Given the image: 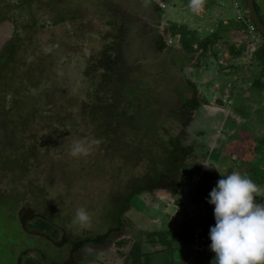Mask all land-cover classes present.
Wrapping results in <instances>:
<instances>
[{
    "label": "rangeland",
    "instance_id": "obj_1",
    "mask_svg": "<svg viewBox=\"0 0 264 264\" xmlns=\"http://www.w3.org/2000/svg\"><path fill=\"white\" fill-rule=\"evenodd\" d=\"M15 1L0 0V54L12 38L14 25L24 18L25 11L19 10L13 3ZM209 1L213 3L210 4ZM237 1L240 4V12L245 3L242 0ZM253 3L257 16L264 23V0H253ZM189 4L187 0H34L36 17L41 21L45 20L48 25L35 34L30 43L25 68L19 71V74L26 78L28 84H33L32 90L23 95L22 103L26 109L35 106L42 112L36 115V120L39 125L50 130L48 144H69L70 147L75 142L68 138L67 133L63 134V130L58 129L55 124H69L77 120L78 102L86 97L90 86L98 84V72H93L91 64L101 54V46L105 45L104 41L111 32L106 22L116 19L117 27L124 31L121 51L129 69V84H132L131 87H134V84L150 85L151 106L154 104L147 117L142 114L134 125L140 128V123L151 121L148 131L150 135L158 136V132L163 136L167 133V137L171 138L180 135L186 145L195 140L198 145L191 151L184 152V155L193 156L201 169L222 172L221 166L229 159L221 161L220 156L231 155L246 162L251 156L249 143H252V139L264 135V72L259 74L260 70L253 55L248 59L240 58L241 55L229 59L224 55L227 54L224 41L217 43V47L222 51L216 60L221 65L218 66L215 58H208L205 53L197 62V65L205 66L203 71L198 72L189 66L193 63L194 56L185 59L178 46L172 44L174 49H171V52L164 50L157 54L156 39L168 24H185L189 30H194L199 38H203L212 32L215 34L223 31L222 26L227 27L226 22L234 17L231 0H206V6L199 12H194ZM60 16L63 17L62 23L53 24ZM218 25L222 28L218 29ZM231 31L223 33L224 39L233 43L238 38L242 40L240 32ZM256 36L259 37L257 34ZM162 39L166 44H170L168 36ZM189 81L194 84H213V91L217 85L225 84L224 89H228L234 84L237 94L225 101V106H216L217 95L208 96L209 92H206L205 97L209 104L200 106L204 119L214 114L221 115V118L210 120L206 125L203 122L200 124V121H191L187 116L186 109L190 106L188 103L196 101L198 93V90L190 91L186 88ZM11 83L14 84V81ZM0 84H3L1 80ZM199 90L201 91V88ZM155 95L158 96L156 99ZM141 96L139 91L134 90L131 97L133 100H141ZM165 100L169 110H163L158 105ZM229 103L250 113L247 121L232 113L227 106ZM195 106L196 104L193 108ZM50 127L57 131L52 132ZM201 129L205 135L194 139ZM139 132L138 130L128 136L126 142L131 145L133 142L143 143L144 139ZM237 146H241L246 152L236 150ZM66 150L70 151V148ZM214 150L218 155L210 156V152ZM256 153L259 160L255 158L250 161L249 167L255 163L264 166V157L261 159L259 152ZM69 159L71 161L72 157ZM246 169V165H240L234 171L244 174ZM195 180L197 176L192 177V183ZM60 183L59 181L58 188L62 187ZM81 185L83 183L72 185V189L78 192L76 203L69 208V213L58 214L56 211L59 219L55 220L53 227L60 230L62 237L70 236L72 240L81 238L90 241L98 231L95 229L98 215L90 214L91 222L81 225L75 220V213L77 208L91 207L89 203L93 201L92 192H95L96 188L88 184L81 190ZM260 187L264 189V186ZM187 192L182 195L184 198H187ZM2 206L3 204L0 207V264H19L17 259L22 258L24 250H28L29 256L37 257L47 264H136L133 262L135 259L125 258L134 241L140 243L141 251L150 253L149 261H153L155 257L156 264H177V259L187 264L188 246L163 253L159 251L163 247L156 242L157 238L153 237L154 242L150 243L146 237V233L174 230L180 213L187 211L186 202L177 207L162 193L155 194L154 197L140 195L134 199L123 215V225L116 236L99 246H80L78 250H73L74 253L68 244L57 245L58 241L53 242L48 235L22 229L19 217L16 214L13 217L8 216ZM21 206L23 205L18 204L17 208ZM120 239L125 242L123 246L115 243ZM214 256L213 253L210 264H214Z\"/></svg>",
    "mask_w": 264,
    "mask_h": 264
},
{
    "label": "trees",
    "instance_id": "obj_2",
    "mask_svg": "<svg viewBox=\"0 0 264 264\" xmlns=\"http://www.w3.org/2000/svg\"><path fill=\"white\" fill-rule=\"evenodd\" d=\"M33 1L13 2L19 10L25 11V14L22 21L14 25L12 38L0 54V80L3 82L0 84V207L3 204L2 207L6 209L8 216L13 217L16 214L22 229L48 235L53 242L58 241L57 245L68 244L72 251L78 250L80 246H99L116 236L123 225V215L134 199L140 195L154 197L155 194L162 193L177 207L186 202L187 209L180 213L174 230L146 233L148 242L153 243V237L157 238L156 242L163 247L159 251L165 253L171 249L176 251L186 248L195 228L209 236V229L215 225V219L214 205L207 201L210 191L219 179L224 178L223 176L231 174L240 165H246V174L259 186H264V166L261 163L252 164L250 167L248 165L255 158L259 160L256 152H259L261 159L264 157V135L252 139V143H249L251 156L246 162L231 155L220 156L221 161L227 159L229 161L221 166L223 171L218 172L201 169L193 156L184 155V152L191 151L198 145L195 140L189 141L191 143L186 145L180 135L171 138L167 137V133L163 136L158 132L160 135L157 136V131H155L156 136L150 135L148 131L151 121L147 120L146 123H140V128L134 125L142 114H146L147 117L148 112L154 108V104L151 106L150 85L134 84V87H131L132 84H129L131 80L128 78L129 69L121 51L124 31L117 27L116 19L106 22L111 32L104 41L105 45L101 46V54L91 64L93 72H98L96 75L98 84L90 86L86 97L78 102L77 120L69 124L64 122L55 124L58 129L63 130V134H68L70 140L87 142L97 139L100 143L92 145L88 155L75 158L70 155V151L66 150L71 148V146L68 147L69 144L61 146H54V143L48 144L50 130L39 125L40 123L36 120V115L42 112L35 106L26 109L22 103L23 95L32 90L33 84H28L19 71L25 68L30 43L35 34L47 28L48 25L45 20L41 21L36 17ZM187 1L190 2V0ZM242 1L245 3V0ZM212 3L211 1L210 4ZM253 8L256 14L254 3ZM245 11L246 6L240 10L241 13ZM256 17L264 27V23L257 14ZM243 18L244 22L239 20L235 22L233 18L226 22L227 27L222 26L223 31L220 33L212 32L203 38H199L197 33L189 30L185 24H168L162 29L161 36L162 38L168 36L170 44H166L161 36L158 37L156 52L157 54L164 50L171 52V49H174L173 44L179 47V52L185 59L194 56V61L189 66L195 69V72L203 71L205 65H197V62L205 53L208 58H215L216 64L220 66L216 60V57L219 59L222 51L217 47L219 41L225 42L226 49L225 46L224 49L229 54V59L244 53L245 44L239 38L233 43L224 39L223 36V33L231 30L242 31L246 35L247 25L253 26V24L248 14L243 15ZM62 21L63 17L60 16L53 24H60ZM222 27L218 25V29ZM253 36L256 48L252 55L261 74L264 72V37L255 28ZM229 66L230 64L227 67ZM13 81L14 84L11 83ZM224 85H217L213 91L211 89L214 85L208 82L187 84L186 88L190 91L198 90L196 101L188 103V106L190 105L186 109L188 118L191 121L196 119L200 121V124L203 122L205 125L210 120H219L221 115L218 114L204 119L200 106L209 104L205 97L206 92H209L208 96L217 95L216 106H225V101H228L231 96L235 97L237 92L234 91V84L228 89H224ZM134 90L142 95L141 100H133L131 96ZM156 97L158 96L155 95L154 99ZM166 104L167 100L158 105L163 110H169ZM230 104L227 106L231 112L241 119L246 120L250 115L245 109H238ZM39 106L38 102L37 107ZM65 127L68 128L65 129ZM50 128L52 132L57 131L53 127ZM138 130L144 142H133V145L126 142L127 137L137 133ZM202 135H205V132L201 129L195 134L194 139ZM236 150L246 152L241 146ZM210 153V156L218 155L216 150ZM70 157H72L71 161ZM193 176H197L194 183H192ZM59 181L61 188L57 187ZM80 183H83L80 186L81 190H84L85 185L88 184L96 188L95 192H92L93 201L89 203L91 207L86 209L89 214L98 215L97 223H94L98 231L90 241L81 238L72 240L70 236L62 237L60 230L53 227L55 220L59 219V216L55 214L56 211L58 214L69 213V208L76 203L75 198L78 192L72 189V185ZM186 192L188 196L184 198L182 195ZM263 199L257 197L259 202ZM18 204L23 206L18 209ZM115 243L123 246L125 242L120 239ZM140 246L139 242L134 241L125 258L135 259L133 262L136 264L137 262L146 264L149 252L141 251ZM212 257L213 252L208 256V264ZM140 258L141 261H139ZM17 261L19 264H47L37 257L29 256L28 250H24L22 258H18Z\"/></svg>",
    "mask_w": 264,
    "mask_h": 264
},
{
    "label": "clouds",
    "instance_id": "obj_3",
    "mask_svg": "<svg viewBox=\"0 0 264 264\" xmlns=\"http://www.w3.org/2000/svg\"><path fill=\"white\" fill-rule=\"evenodd\" d=\"M205 3L206 0H190L189 7L194 12H199L203 10ZM235 32L244 35L242 31ZM241 41L245 44V55L241 56L248 59L256 47L251 52L248 44L243 39ZM99 143L97 139L87 142L77 140L71 145L70 155L86 156L92 145ZM223 177L216 182L207 201L214 205L215 225L209 229L210 250L215 254L212 262L264 264V203L257 200V197L264 198V189L246 173L234 171ZM75 220L86 225L91 222V216L85 208L80 207L76 210Z\"/></svg>",
    "mask_w": 264,
    "mask_h": 264
},
{
    "label": "built area",
    "instance_id": "obj_4",
    "mask_svg": "<svg viewBox=\"0 0 264 264\" xmlns=\"http://www.w3.org/2000/svg\"><path fill=\"white\" fill-rule=\"evenodd\" d=\"M232 1V9L234 11V19L244 22L243 15H247V11L239 12V3L237 0ZM253 26L247 25V33L246 35H242V39L245 43L248 44V50L253 51L256 47L254 44V36H253ZM209 236L203 234L200 230L194 229L193 234L190 239V243L188 245V257L187 263L188 264H201V257L202 253L205 250L206 246L210 243ZM200 255V257H199Z\"/></svg>",
    "mask_w": 264,
    "mask_h": 264
},
{
    "label": "water",
    "instance_id": "obj_5",
    "mask_svg": "<svg viewBox=\"0 0 264 264\" xmlns=\"http://www.w3.org/2000/svg\"><path fill=\"white\" fill-rule=\"evenodd\" d=\"M245 6H246L250 21L252 22L253 26L264 37V27L260 24V22L258 21L256 17V14L253 8V0H245ZM260 203H264V199ZM210 243L206 246L205 250L202 253L201 264H208L207 262L208 256L212 252L210 250Z\"/></svg>",
    "mask_w": 264,
    "mask_h": 264
},
{
    "label": "crops",
    "instance_id": "obj_6",
    "mask_svg": "<svg viewBox=\"0 0 264 264\" xmlns=\"http://www.w3.org/2000/svg\"><path fill=\"white\" fill-rule=\"evenodd\" d=\"M228 53H229V52H228ZM224 55H226L227 57H229V54H224ZM221 57H222V56H220V58H221ZM240 58H243V56H241ZM235 68H236V67H235ZM189 83H190V82H189ZM149 254H150V253H149ZM150 257H151V255H148V259H147L148 261H147L146 264H156L155 257H153V261H152V259L150 260L151 262L149 261V258H150ZM140 260H142V259L140 258ZM171 261H172V260H171ZM171 261H170V262H171ZM172 263H175V262H172ZM178 263L181 264V261L177 259V264H178Z\"/></svg>",
    "mask_w": 264,
    "mask_h": 264
}]
</instances>
